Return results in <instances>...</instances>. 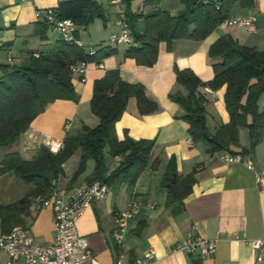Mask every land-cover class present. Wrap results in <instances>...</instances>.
<instances>
[{
	"label": "crops",
	"instance_id": "obj_1",
	"mask_svg": "<svg viewBox=\"0 0 264 264\" xmlns=\"http://www.w3.org/2000/svg\"><path fill=\"white\" fill-rule=\"evenodd\" d=\"M59 1L0 0V62H18L28 51L46 53L62 41L56 30L49 25L44 29L35 18L36 9H55ZM96 1L104 8L106 21L95 19L86 28L77 26L74 32L85 53L95 50L93 59L88 61L86 80L81 82L72 76L78 101L54 100L34 118L19 140L2 147L1 153L18 152L23 159L31 160L41 145L48 147L51 141L62 145L66 133H79L83 124L96 126L99 118L90 109L93 84L107 71L117 70L121 80L141 83L147 97L158 107L151 113L140 114L136 100L131 98L115 123L116 136L122 139L127 133L134 139L153 140L154 145L148 164L132 189L125 185L109 187L106 198L94 200L78 219L77 230L87 237L91 250L89 264H113L117 218L131 200H137L140 206L126 219L122 248L130 260L143 257L146 249L151 247L154 254L147 264H264V253L258 260L259 251L252 246L253 240L264 238V190L256 185L253 170L242 162L223 161L220 155L229 151L210 153L205 144L193 143L187 131L188 124L181 118L182 108L169 96L176 90L186 93L176 82L175 68L190 69L204 82L213 78V60L208 50L221 35L228 34L242 45L264 50V0H253L249 6L235 2L230 10V16L255 15V31L220 24L202 40L179 38L171 44L160 41L152 66L137 64L134 58L124 55L126 48L136 44L132 32L131 44L109 40L112 33L120 30L117 23L119 6L111 0ZM124 8L126 10L125 3ZM182 8L180 0H129L131 13L142 14L135 22L140 32L144 30V16L161 10L175 16ZM110 49L114 51L105 55ZM199 92L206 98V124L214 133L229 121L224 103L225 85L218 89L200 87ZM258 108L264 112V93L259 97ZM231 149L253 163L256 169L264 168V135L251 147L248 129L241 128L239 146ZM106 152L109 155L107 149ZM79 157L78 149L63 163L64 173L54 181L68 187L87 181L94 167L93 160H88L84 172L71 181ZM171 157L176 160L179 174L193 171L194 183L182 202L167 204V190L161 182ZM118 162L119 157L109 155L106 158L108 172ZM32 187L33 184L12 173H4L0 175V203L9 204ZM23 226L29 228L39 243H50L54 239L49 207L36 208L33 204ZM189 235L214 240V252L204 254L200 250L176 249V245ZM7 259L0 251V264H6ZM14 264L24 262L18 260Z\"/></svg>",
	"mask_w": 264,
	"mask_h": 264
},
{
	"label": "trees",
	"instance_id": "obj_2",
	"mask_svg": "<svg viewBox=\"0 0 264 264\" xmlns=\"http://www.w3.org/2000/svg\"><path fill=\"white\" fill-rule=\"evenodd\" d=\"M252 1L180 0L183 8L175 16L166 10L144 16L145 26L140 32L135 22L142 14L131 13L129 0H124L127 22L136 42L126 48L124 55L134 58L137 64L152 66L157 59L160 41L171 44L179 38L202 40L230 16L235 2L249 6ZM54 12L57 18H70L83 28L95 19L106 21L104 8L96 0H60ZM38 23L44 29L48 27L45 22ZM113 51L110 49L105 55ZM208 55L213 60V78L204 82L190 69L175 68L176 82L186 93L176 90L169 95L183 110L181 118L188 124L191 141L205 144L210 153L221 150L236 153L231 147L239 146V130L247 128L251 147L255 146L264 129V112L258 108L259 97L264 93V50L242 45L225 34L210 45ZM93 57L82 47L61 41L38 56L28 51L18 62H0V150L17 142L34 118L54 100L77 102L78 94L72 84L69 66L80 60L91 61ZM223 85L229 121L211 133L206 124V98L199 88L218 89ZM131 98L136 100L140 114L151 113L158 107L147 97L141 83L125 82L117 70H109L93 84L90 109L99 118L96 126L83 124L79 133H66L56 153L41 145L31 160L23 159L18 152L2 154L0 151V175L9 172L33 184L21 198L5 205L0 203L1 233L9 232L14 226L25 225L35 198L51 194V182L63 175V163L78 149L79 163L71 181L84 172L88 160H93L94 167L87 177L88 182L98 180L111 188L122 185L127 189L133 188L148 164L154 142L134 139L127 133L122 139L116 136L115 123ZM105 149L111 157H119L117 166L109 172ZM193 183V171L179 174L176 160L171 157L161 182L167 190V204L182 202Z\"/></svg>",
	"mask_w": 264,
	"mask_h": 264
},
{
	"label": "built area",
	"instance_id": "obj_3",
	"mask_svg": "<svg viewBox=\"0 0 264 264\" xmlns=\"http://www.w3.org/2000/svg\"><path fill=\"white\" fill-rule=\"evenodd\" d=\"M111 2L119 6L117 23L120 30L117 33H112L109 40L131 44L133 37L126 18L124 0H111ZM35 18L38 22H45L56 30L62 41L82 46V43L74 36L77 24L72 19L57 18L54 9H36ZM254 22L255 15L229 16L222 24L241 26L249 31H255ZM87 54L93 56L95 50L91 49ZM34 55L38 56V53H34ZM87 66V60H80L70 64L69 69L72 76H76L81 82H84ZM205 90L209 91L210 89L205 87ZM60 147L61 144L53 141L48 144L49 150L53 153L58 152ZM220 158L225 162H242L247 165L254 172L258 188L264 190V168L256 169L253 163L245 161L239 153L224 152ZM51 183L53 185L51 194L48 197L37 196L34 205L36 208H51L55 230L53 241L45 244L39 243L29 228L21 225L14 226L7 233L0 232V251L8 257L6 264H14L18 260H22L24 264H89L91 250L87 237L81 235L77 230V221L94 200L106 198L109 186L98 180L93 182L83 180L69 187L61 186L54 180ZM139 206L140 203L137 200H131L125 211L117 218L119 221L115 231L116 253L113 264H147L154 254L153 248L148 247L143 257L130 260L122 248L126 219L131 217ZM252 246L259 251L258 260H261L264 253V238L253 240ZM215 247L214 240H208L199 235H189L183 242L176 245V249L179 250L188 252L200 250L204 254L214 252Z\"/></svg>",
	"mask_w": 264,
	"mask_h": 264
},
{
	"label": "rangeland",
	"instance_id": "obj_4",
	"mask_svg": "<svg viewBox=\"0 0 264 264\" xmlns=\"http://www.w3.org/2000/svg\"><path fill=\"white\" fill-rule=\"evenodd\" d=\"M92 24V23H91ZM89 26V25H88ZM87 26V27H88ZM87 49H89V48H87ZM244 132V131H243ZM246 133H245V136L247 137V131H245ZM243 135L244 134H242V137H243ZM264 135V129H263V132H262V136ZM105 153H106V158H108L109 157V155L107 154V152H106V149H105ZM78 156V155H77Z\"/></svg>",
	"mask_w": 264,
	"mask_h": 264
}]
</instances>
